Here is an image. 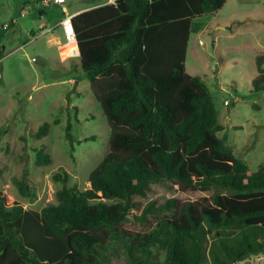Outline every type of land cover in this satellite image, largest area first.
<instances>
[{
	"label": "trees",
	"instance_id": "16d2710c",
	"mask_svg": "<svg viewBox=\"0 0 264 264\" xmlns=\"http://www.w3.org/2000/svg\"><path fill=\"white\" fill-rule=\"evenodd\" d=\"M226 1L116 0L73 17L81 70L112 128L110 150L84 192L64 186L41 211L0 191V264H105L117 237L135 254L128 264H236L264 254V165L251 169L218 136L211 91L186 71L192 21ZM256 66L252 91L261 93L264 54ZM27 180H14L23 196ZM166 181L176 193L210 195L152 202L136 217L133 198ZM133 218L147 229L127 226Z\"/></svg>",
	"mask_w": 264,
	"mask_h": 264
},
{
	"label": "rangeland",
	"instance_id": "374dc122",
	"mask_svg": "<svg viewBox=\"0 0 264 264\" xmlns=\"http://www.w3.org/2000/svg\"><path fill=\"white\" fill-rule=\"evenodd\" d=\"M43 1L0 0V191L24 209L35 211L57 204V193L64 186L84 192L90 174L110 150L112 135L90 81L81 70L77 42L61 23L55 25L57 31L53 30L63 37L61 49L48 41L51 33L40 34L37 29L42 15L50 29L55 27L51 22L107 0H66L62 6H46ZM63 7L70 11L63 14ZM218 13L216 19L194 21L186 71L203 79L211 91L224 128L218 136L225 137L235 155L257 170L264 165V92L252 90L258 73L256 57L264 54V21L258 19L264 17V0H228ZM232 15L243 22L231 29L226 22ZM206 22L209 27L204 29ZM217 23L224 29H216ZM33 29L39 33L36 39L28 35ZM63 49L68 53L65 62L60 59ZM45 122L50 123L47 135L35 137ZM68 128L73 141L67 136ZM39 154L49 155L51 162L39 164ZM25 173L29 196H23L14 184ZM209 195L176 193L171 182L154 183L146 196L133 198L137 204L133 214L141 216L152 202L159 207L174 197ZM156 217L152 215L150 220ZM127 226L146 230L148 224L133 218ZM128 243L123 237L113 240L104 253L105 264H128L135 256L129 255ZM152 250L158 258L165 255ZM236 264H264V254Z\"/></svg>",
	"mask_w": 264,
	"mask_h": 264
},
{
	"label": "crops",
	"instance_id": "0c3cea01",
	"mask_svg": "<svg viewBox=\"0 0 264 264\" xmlns=\"http://www.w3.org/2000/svg\"><path fill=\"white\" fill-rule=\"evenodd\" d=\"M115 1L116 0H107V1H105V2H103V3H100V4H96V5H93V6H89V7H86L85 9H82V10H75V11H73L71 14L73 15V16H76V15H78V14H81V13H84V12H88V11H91V10H94V9H97V8H100V7H104V6H107V5H109V4H113V3H115ZM228 1V0H227ZM227 1H226V3H227ZM66 3V2H65ZM64 3V4H65ZM225 3V4H226ZM64 4H61V5H59V6H62V5H64ZM224 7H225V5L223 6V8L221 9V10H219V11H222L223 9H224ZM70 11V8H67V7H63V14H66V13H68ZM219 11H216V12H214V13H212V14H209V15H206V16H204V17H201V18H197V19H207V18H215L216 19V17H219L220 15H219ZM249 18V17H248ZM253 18V17H252ZM197 19H194L193 21H192V24H191V35L194 33L193 31H195V25H194V21L195 20H197ZM259 20H262V21H264V17H261V18H258ZM65 21V19L63 20V18H60V19H58V20H56V21H54V22H51L50 24H52V25H59L60 23H61V25L63 26V22ZM40 24L38 25V27H37V29L38 30H41V28L42 27H44V28H46L47 27V25L46 24H48L47 22H45L44 20H43V15H42V17H41V19H40ZM243 22V20L242 19H239L238 17H235V16H231L228 20H227V22H226V27H228V28H234V26L235 25H240L241 23ZM239 23V24H238ZM209 25V23H207L206 22V24H204L203 25V28L204 29H206L207 27H209L208 26ZM50 26V25H49ZM201 26H198V27H196V29H199ZM48 28V27H47ZM59 28V27H58ZM215 28L216 29H224V25H222L221 23H217L216 25H215ZM54 31H57V28L54 30ZM54 31L52 30V31H50L49 33H51L50 35V37L51 38H49L48 39V41H50V42H52L55 46H57V47H60V49L61 48H63L62 47V45H63V37H62V35L61 34H56V33H54ZM29 34H32V35H36V34H39L37 31H35V29H33L32 31H30V32H28V35ZM46 34H48V33H46ZM45 34V35H46ZM71 37H73V36H71ZM191 38V37H190ZM73 40H74V37H73ZM190 42V41H189ZM201 42V41H200ZM74 43H75V40H74ZM188 47H189V45H188ZM187 52H188V50H187ZM67 51L66 50H62L61 52H60V59H61V61H66L68 58H67ZM186 59H187V57H186ZM187 70V69H186ZM72 82H75L74 80H72ZM90 87H91V83H90ZM91 91H92V89H91ZM93 94V93H92ZM95 98V97H94Z\"/></svg>",
	"mask_w": 264,
	"mask_h": 264
},
{
	"label": "built area",
	"instance_id": "2783aa9c",
	"mask_svg": "<svg viewBox=\"0 0 264 264\" xmlns=\"http://www.w3.org/2000/svg\"><path fill=\"white\" fill-rule=\"evenodd\" d=\"M66 2V0H44L43 4L48 6V5H61L64 4ZM73 15L72 14H68L67 18L65 19V21L63 22V27L66 28L68 30V33L74 37V40L76 41L75 35H74V31H73V25H72V19H73ZM57 26L47 29L42 27L40 30V34H44L47 32H50L52 30H54ZM30 36H32L33 39H36L38 36L36 35H32L29 34ZM77 42V41H76ZM203 42L201 41L200 44H202Z\"/></svg>",
	"mask_w": 264,
	"mask_h": 264
}]
</instances>
